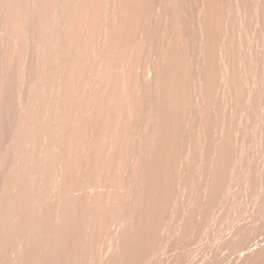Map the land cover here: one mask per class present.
I'll return each mask as SVG.
<instances>
[{"label":"bare ground","instance_id":"1","mask_svg":"<svg viewBox=\"0 0 264 264\" xmlns=\"http://www.w3.org/2000/svg\"><path fill=\"white\" fill-rule=\"evenodd\" d=\"M263 177L264 0H0L6 264H222Z\"/></svg>","mask_w":264,"mask_h":264},{"label":"rangeland","instance_id":"2","mask_svg":"<svg viewBox=\"0 0 264 264\" xmlns=\"http://www.w3.org/2000/svg\"><path fill=\"white\" fill-rule=\"evenodd\" d=\"M38 92L40 93H47V92H45L44 91V89L41 87V86H39L38 87ZM246 140V142H247V139H245ZM245 142V143H246ZM44 145V150L45 149H47V147L45 146V144H43ZM42 145V146H43ZM19 154V153H18ZM16 155V157L17 158H20L21 157V154H19L20 155V157L17 155V154H15ZM15 158V157H14ZM244 158H242V161L243 162H241L242 163V165H244V163H245V160H243ZM17 159L15 158L14 159V163H15V161H16ZM19 160V159H18ZM16 162H18V161H16ZM44 162V161H43ZM16 165H18V163H15ZM43 164V163H42ZM246 166V165H245ZM36 167V168H35ZM35 167H33L34 169H35V171H34V169H32V171H34V175L37 173V171H38V169L39 168H37L38 166L36 165ZM39 167H41V163H40V166ZM37 169V170H36ZM33 173V172H32ZM262 180H263V183H264V177L262 178ZM6 185L8 184V182H6L5 183ZM4 184V185H5ZM6 185L3 187H1L2 189H0V208L2 209V207L1 206H4V200H3V197H2V194H4L3 192H5V189H6ZM235 186V185H234ZM257 188H259V187H254V189L255 190H253V188H249L247 191H241L238 195L239 196H237L238 198L237 199H240V200H238L240 203H242L243 205H245L246 206V208H248V209H251V207H252V203H253V195H254V193L256 192V190H257ZM233 189H234V191L235 190H237V186H235V187H233ZM252 189V190H251ZM242 194V195H241ZM248 197H249V199H248ZM252 199H251V198ZM244 198V199H243ZM241 199H242V201H241ZM249 200V201H248ZM245 201V202H244ZM251 203V204H250ZM251 206H250V205ZM248 206V207H247ZM261 210H264V202L258 207V209H257V213H255L256 215H248L247 214V212H242V217H244V219H243V221H242V224L246 227V229H248V228H250V226H251V224H253V223H255L258 219V217H257V214H259L260 213V211ZM218 211H219V213H218ZM217 211V213L219 214H217L216 213V216L218 215V217H215V220L213 219L212 221H213V224H212V222L211 223H209L208 224V226H207V229H206V233L203 235V241H205L206 240V237H207V240L205 241V242H207L208 244L206 245V244H204L203 243V245L202 244H198L197 243V245L195 246V248H199V249H201V248H203V250H204V252L202 251V250H200V252H198L199 251V249H197L198 251H196V249H194V245H193V250H195V252L194 251H192V253H193V255H191V259H194V258H196V256H199L200 257V255L199 254H201V256H203V254H205L204 255V257H206V256H210V255H213L214 253H212V252H215V251H217L218 250V252H219V254L223 257V259H222V264H229V263H232L233 261H234V259H236V256L239 254V253H243V252H245V250L247 249V248H249V249H252V248H250V247H247V246H253V248L255 247V246H257V243L256 242H258V241H263L264 239V231L263 232H257V233H250V234H248V236H247V240L245 241V246L244 245H242L243 247H241V248H236V246H224V247H220V248H216L217 247V245H216V247L214 246L215 245V243H216V234H215V231L217 232V236H218V234L220 235V234H222V235H224L223 233L225 232H227V230H228V227L229 226H231V225H233V223L235 222V220H237V214L234 216L233 215V211H234V209H233V206H231L230 205V203H229V201H226L225 203H224V205H223V207L221 208V209H219ZM247 214V216H243L244 214ZM245 214V215H246ZM218 219H219V221H218ZM175 220V219H174ZM173 220V221H174ZM214 222H215V224H214ZM228 223V225H226ZM231 223V224H230ZM212 224V225H211ZM222 224V225H221ZM230 224V225H229ZM209 225H210V227L212 226V228H211V230L214 232V234H213V232L211 231V230H209L210 229V227H209ZM220 225V226H219ZM222 226V227H221ZM224 226H227V228L226 227H224ZM219 227V228H218ZM214 228V229H213ZM230 228V227H229ZM220 229V230H219ZM218 230V231H217ZM224 230V231H223ZM207 231H210V232H207ZM221 233H220V232ZM223 232V233H222ZM207 234V235H206ZM209 234V235H208ZM211 235V236H210ZM213 238V239H212ZM211 242H215V243H211ZM255 243H256V245H255ZM259 243V242H258ZM260 244V243H259ZM198 245H200V247L198 246ZM202 245V246H201ZM208 245L209 246H213L212 248L210 247V249L208 248ZM206 246H207V249L205 250L204 248H206ZM214 247L216 248V249H214ZM247 247V248H246ZM208 250V251H207ZM214 250V251H213ZM202 251V252H201ZM246 251H248V249L246 250ZM13 251H9V252H5V253H1L0 252V264H6L5 262H7L5 259H6V257L9 255V254H11ZM109 253H110V251H109ZM198 253V254H197ZM215 253H217V252H215ZM195 256V257H194ZM194 257V258H193ZM234 258V259H233ZM233 259V261L231 262V260ZM190 261V260H189ZM189 261H187L186 263L188 264V262ZM183 264H185V263H183Z\"/></svg>","mask_w":264,"mask_h":264}]
</instances>
